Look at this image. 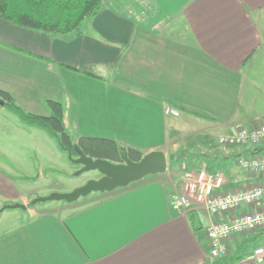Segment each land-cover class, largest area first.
I'll list each match as a JSON object with an SVG mask.
<instances>
[{
	"label": "crops",
	"instance_id": "crops-1",
	"mask_svg": "<svg viewBox=\"0 0 264 264\" xmlns=\"http://www.w3.org/2000/svg\"><path fill=\"white\" fill-rule=\"evenodd\" d=\"M6 71L24 82L23 98L37 87L61 103L73 141L105 137L142 156L161 151L167 166L176 155L171 178L178 176L164 179L166 169L56 204H31L0 177V193L26 206L0 230V264H209L207 227L236 212L212 215L192 196L180 205L179 196L198 170L222 174L228 190L264 180L238 165L264 155V142H219L236 124L264 122V0H101L68 34L0 18ZM188 135L199 140L198 153L189 151ZM256 234L233 235L213 264L242 256Z\"/></svg>",
	"mask_w": 264,
	"mask_h": 264
},
{
	"label": "rangeland",
	"instance_id": "rangeland-1",
	"mask_svg": "<svg viewBox=\"0 0 264 264\" xmlns=\"http://www.w3.org/2000/svg\"><path fill=\"white\" fill-rule=\"evenodd\" d=\"M23 83L15 79L14 74L9 71L0 72V89L6 90L15 95V102L23 108L24 111L38 114L48 115L50 110L47 107V92L42 88L35 87V91H29L31 98L25 99L20 94ZM12 95V94H11ZM17 100V101H16ZM19 103L24 104V106ZM66 106V105H64ZM81 127H86L81 124ZM69 129V130H68ZM67 131L70 134L71 124L68 123ZM85 131V129H84ZM222 131L221 128L216 129V135ZM226 133V132H225ZM75 134H70V136ZM217 137V136H216ZM185 143L191 142L189 151L198 153L196 136H186ZM217 141V139H216ZM77 155H73L75 157ZM174 157L176 155H173ZM190 156V155H188ZM177 157V156H176ZM168 172L161 175L164 179L169 180L173 170H177L173 162L166 167ZM81 165L74 163L69 157L68 152L61 149L56 137L47 130L28 125L24 123L14 112L5 106H0V177L8 179L15 184L16 189L24 194L30 195L32 200L37 197H47L56 193H69L74 189L84 185L88 180L97 179L98 172L96 170L80 171ZM2 178V179H3ZM169 178V179H167ZM97 194L92 192L78 199H83ZM31 200V201H32ZM30 201V202H31ZM65 202L63 200H48L39 202L38 204H56ZM16 204L9 202L6 195L0 193V230L10 227L13 218L10 216L19 215L22 210L20 208H4L8 205ZM258 232L253 238L243 242L239 249V254L244 255L254 245L264 244V231ZM209 261V260H208ZM212 262V263H211ZM214 261H209L213 264ZM237 259L232 256L230 264H236Z\"/></svg>",
	"mask_w": 264,
	"mask_h": 264
},
{
	"label": "built area",
	"instance_id": "built-area-1",
	"mask_svg": "<svg viewBox=\"0 0 264 264\" xmlns=\"http://www.w3.org/2000/svg\"><path fill=\"white\" fill-rule=\"evenodd\" d=\"M219 142L228 146L259 145L264 142V122L248 127L236 124L229 134L219 137ZM238 165L247 174L264 177V155L239 158ZM224 183L222 174L198 170L185 177L179 196L180 205H186L188 196H192L212 215L236 212L229 220L211 222L207 227L209 261L227 255L226 242L233 235L264 230V180L236 190L224 189ZM236 264H264V244L240 256Z\"/></svg>",
	"mask_w": 264,
	"mask_h": 264
},
{
	"label": "trees",
	"instance_id": "trees-1",
	"mask_svg": "<svg viewBox=\"0 0 264 264\" xmlns=\"http://www.w3.org/2000/svg\"><path fill=\"white\" fill-rule=\"evenodd\" d=\"M100 3L101 0H0V18L27 29L51 34H68L77 31L82 20L94 14ZM0 101L24 123L53 134L61 149L66 152L71 150L72 155H77L74 147L77 144L85 155L93 159L100 158L116 163L121 162L120 155L123 153L132 161H138L142 157L139 151L119 147L110 138L80 136L76 142L73 141L66 130L62 105L58 101L46 100L50 110L48 115L24 111L16 104L12 95L3 89H0ZM174 160L173 155L168 156V164Z\"/></svg>",
	"mask_w": 264,
	"mask_h": 264
},
{
	"label": "water",
	"instance_id": "water-1",
	"mask_svg": "<svg viewBox=\"0 0 264 264\" xmlns=\"http://www.w3.org/2000/svg\"><path fill=\"white\" fill-rule=\"evenodd\" d=\"M0 105H3L0 101ZM77 156L73 157L71 150H68V157L74 162L81 165L80 171L96 170L97 179L88 180L84 185L74 189L69 193H56L47 197L34 198L31 203L48 200H63L73 202L81 196H86L92 192L104 193L110 192L117 188L127 186L128 184L149 175L162 173L167 167V157L161 151H152L143 155L138 161H132L126 153L121 154V162H111L105 159H93L85 155L77 144L74 145ZM5 208L25 209L23 204H12Z\"/></svg>",
	"mask_w": 264,
	"mask_h": 264
},
{
	"label": "flooded vegetation",
	"instance_id": "flooded-vegetation-1",
	"mask_svg": "<svg viewBox=\"0 0 264 264\" xmlns=\"http://www.w3.org/2000/svg\"><path fill=\"white\" fill-rule=\"evenodd\" d=\"M98 177H100V175H98ZM98 177H97V178H98ZM97 193H98V192H97Z\"/></svg>",
	"mask_w": 264,
	"mask_h": 264
}]
</instances>
